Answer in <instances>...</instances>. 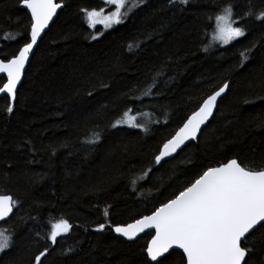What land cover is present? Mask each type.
<instances>
[{"label":"trees","instance_id":"1","mask_svg":"<svg viewBox=\"0 0 264 264\" xmlns=\"http://www.w3.org/2000/svg\"><path fill=\"white\" fill-rule=\"evenodd\" d=\"M63 1L15 103L0 97V194L19 202L0 224L14 233L0 264H33V255L44 247L50 252L43 264H144L143 249L152 233L129 241L97 226L149 214L204 166L229 158L264 159V21L247 18L245 37L203 51L211 42L203 35L212 31L207 15L227 4L237 6V13L249 7L258 12L264 0H192L183 11L167 0H145L123 24L107 31L87 26L81 10L90 0ZM28 25L29 13L19 0H0V59L26 42ZM253 44L241 66L240 53ZM157 72L163 74L153 95L131 99L141 97ZM5 82L0 80V86ZM224 83L228 91L200 137L173 159L154 165V154L173 129ZM129 107L159 123L149 124L147 133L126 125L110 128ZM91 131L101 132L96 145L84 142ZM148 167L152 172L134 190L130 180ZM53 217L73 225L54 249L40 238ZM174 255L179 264V251ZM250 264H264V254L258 250Z\"/></svg>","mask_w":264,"mask_h":264},{"label":"snow or ice","instance_id":"2","mask_svg":"<svg viewBox=\"0 0 264 264\" xmlns=\"http://www.w3.org/2000/svg\"><path fill=\"white\" fill-rule=\"evenodd\" d=\"M100 2L105 7L82 9L81 12L89 28L95 29L97 25H103V30L107 31L123 24L145 0ZM191 2L192 0H167V4L178 11H183ZM19 3L29 13L28 33L24 37L26 42H23L12 56L6 55L0 59V80L6 79V83L0 86V93L9 96L12 102L16 99L18 85L34 48L58 10L64 7L58 0H19ZM235 7L237 6L227 4L205 17L212 31H203L205 37H211V42L203 51L207 52L214 43L230 45L245 37L247 18L255 17L256 20L264 21V10L257 12L249 7L247 11L237 13ZM102 34L103 32L100 33ZM97 38L92 36V39ZM4 39L7 41V36ZM140 46V42L135 44L136 48ZM128 47L129 50L133 49L132 44ZM254 47L255 44L240 53L241 66L249 59ZM162 74L157 72L151 82L145 84L141 97L131 99L151 97L153 89L157 87V77ZM228 87V83H224L218 90L207 95L197 110L187 115L181 126L173 129L170 138H167L154 154V165L174 158L187 142L197 139L202 126L213 116L218 97ZM12 111L13 107L8 106L7 112ZM138 117L148 119L138 121ZM152 123L159 121L152 119L150 113L137 110L134 114V110L129 107L111 122L109 127L118 129L126 125L129 128H141L147 133L149 124ZM101 139L100 131H91L84 142L96 145ZM151 172L152 167L142 169L141 174L131 179L133 189L135 190L138 181L146 180ZM18 207L19 202L12 195L0 194V221H5ZM103 214L105 218L108 217L107 209ZM106 227L128 240H135L146 230H154L143 249L144 264H177L174 255L177 250H180L179 264H250L258 250L264 254V159L257 163L229 158L216 166H204L192 173L170 196L154 206L150 214L134 218L132 223L114 227L110 221L107 224L101 223L96 230L103 231ZM72 228L73 225L68 219L53 217L48 222L46 236L40 238L50 242L51 248L54 249L58 238L66 236ZM13 234L9 233V229L0 228V253L12 247ZM36 235L40 236V233ZM49 252L50 247H44L38 254H34L33 264H43Z\"/></svg>","mask_w":264,"mask_h":264},{"label":"water","instance_id":"3","mask_svg":"<svg viewBox=\"0 0 264 264\" xmlns=\"http://www.w3.org/2000/svg\"><path fill=\"white\" fill-rule=\"evenodd\" d=\"M21 7H22V6H21ZM22 8H23V7H22ZM60 11H61V9L58 10L57 15L59 14ZM57 15L53 18V21L50 22L49 28L45 30V33L48 32V30L50 29L51 25H52L53 22L55 21ZM45 33L42 34V37L45 35ZM41 39H42V38H41ZM41 39H40V40H41ZM40 40L38 41V44H39ZM37 46H38V45H37ZM37 46L34 48L33 54H34V52H35ZM33 54H31V56H30V61H29V63H28V64L26 65V67H25V71H24L23 77H22V79H21V82H20V84L18 85V88L20 87V85L22 84V82H23V80H24V77H25L26 71H27V69H28V67H29V65H30L31 59H32V57H33ZM5 83H6V82H5ZM228 85H229V84H228ZM18 88H17V91H18ZM227 91H228V89H226V91H225L220 97H218V99H217V106H216V109L214 110L213 116H212L211 118H209V121L207 122V124H206L205 126H202V131H201V133H202L203 130L208 126L209 122L213 119V117H214V115H215V113H216V111H217V107H218L219 101H220L221 98L227 93ZM16 94H17V92H16ZM3 96H7V95H6V94H3V93H0V97H3ZM8 97H9V96H8ZM16 97H17V95H16ZM15 101H16V99H15ZM15 101H14V102L11 101V104L13 105V104L15 103ZM200 135H201V134H198L197 139L200 137ZM197 139H196V140H197ZM196 140H194V141H196ZM194 141H189V142H187L186 146H188L190 143H192V142H194ZM186 146H184L183 149H184ZM183 149H182V150H183ZM180 151H181V150H178V153H179ZM178 153H177V154H178ZM177 154H176V155H177ZM176 155H175V156H176ZM175 156H174V157H175ZM169 159H172V158H169ZM169 159H168V160H169ZM161 163H163V162H161ZM14 210H15V209H14ZM14 210H13V213H14ZM13 213H12L9 217H7L5 221H7V220L13 215ZM146 215H148V214H146ZM5 221H0V224L3 223V222H5ZM132 222H133V221L128 222V223H132ZM125 224H126V223H125ZM121 225H122V224H121ZM115 226H116V225H115ZM113 227H114V226H113ZM150 232H153V233H154V230H151V229L146 230L145 233H141V234H140L135 240H129V241H136L137 239H139V238L142 237L143 235H145V234H147V233H150ZM115 234H116L117 236H119V237L125 239V240H128L126 237H123V236L120 235V234H117V233H115ZM150 239H151V238H150ZM177 251H180V250H177Z\"/></svg>","mask_w":264,"mask_h":264},{"label":"flooded vegetation","instance_id":"4","mask_svg":"<svg viewBox=\"0 0 264 264\" xmlns=\"http://www.w3.org/2000/svg\"><path fill=\"white\" fill-rule=\"evenodd\" d=\"M58 2H60V3H62L63 5H65L64 4V1L63 0H58ZM96 7V8H99L100 6H102V4H101V2H100V0H90V4H89V7H86V8H90V7ZM64 8V7H63ZM62 8V9H63ZM61 9V10H62ZM58 16V15H57ZM100 27H103V25H100ZM177 156V155H176ZM173 159V158H172ZM169 160H171V159H169ZM168 161V160H167ZM162 164V163H161ZM150 214V213H149ZM150 233H152V235L154 234L153 232H150Z\"/></svg>","mask_w":264,"mask_h":264},{"label":"rangeland","instance_id":"5","mask_svg":"<svg viewBox=\"0 0 264 264\" xmlns=\"http://www.w3.org/2000/svg\"><path fill=\"white\" fill-rule=\"evenodd\" d=\"M100 7H105V5L102 4V6H100ZM93 8H96V7L94 6ZM97 26H100V25H97ZM97 26H96V27H97ZM116 26H117V25H116ZM114 27H115V26H114ZM0 254H1V253H0Z\"/></svg>","mask_w":264,"mask_h":264},{"label":"bare ground","instance_id":"6","mask_svg":"<svg viewBox=\"0 0 264 264\" xmlns=\"http://www.w3.org/2000/svg\"><path fill=\"white\" fill-rule=\"evenodd\" d=\"M24 9V8H23ZM2 224V223H1Z\"/></svg>","mask_w":264,"mask_h":264}]
</instances>
